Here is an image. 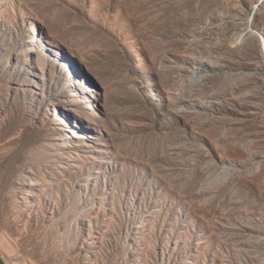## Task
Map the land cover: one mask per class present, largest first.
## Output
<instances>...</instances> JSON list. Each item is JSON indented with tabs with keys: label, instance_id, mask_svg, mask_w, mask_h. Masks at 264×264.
I'll return each mask as SVG.
<instances>
[{
	"label": "rangeland",
	"instance_id": "rangeland-1",
	"mask_svg": "<svg viewBox=\"0 0 264 264\" xmlns=\"http://www.w3.org/2000/svg\"><path fill=\"white\" fill-rule=\"evenodd\" d=\"M0 264H264V0H0Z\"/></svg>",
	"mask_w": 264,
	"mask_h": 264
}]
</instances>
